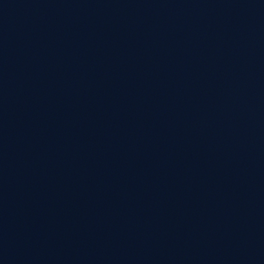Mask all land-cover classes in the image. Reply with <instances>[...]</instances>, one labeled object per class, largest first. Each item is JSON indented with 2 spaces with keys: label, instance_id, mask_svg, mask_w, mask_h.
Listing matches in <instances>:
<instances>
[{
  "label": "water",
  "instance_id": "obj_1",
  "mask_svg": "<svg viewBox=\"0 0 264 264\" xmlns=\"http://www.w3.org/2000/svg\"><path fill=\"white\" fill-rule=\"evenodd\" d=\"M0 264H264V0H0Z\"/></svg>",
  "mask_w": 264,
  "mask_h": 264
}]
</instances>
